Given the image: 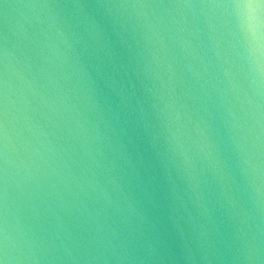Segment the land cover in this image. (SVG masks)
Segmentation results:
<instances>
[{"label": "water", "instance_id": "95a60500", "mask_svg": "<svg viewBox=\"0 0 264 264\" xmlns=\"http://www.w3.org/2000/svg\"><path fill=\"white\" fill-rule=\"evenodd\" d=\"M0 264H264V0H0Z\"/></svg>", "mask_w": 264, "mask_h": 264}]
</instances>
